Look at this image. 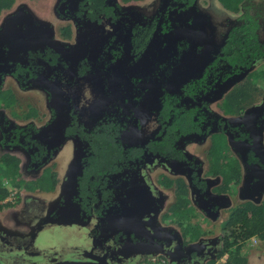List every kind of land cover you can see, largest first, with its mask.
Masks as SVG:
<instances>
[{"label":"flooded vegetation","instance_id":"flooded-vegetation-1","mask_svg":"<svg viewBox=\"0 0 264 264\" xmlns=\"http://www.w3.org/2000/svg\"><path fill=\"white\" fill-rule=\"evenodd\" d=\"M144 1L14 0L11 8L0 12V17L3 18L13 13L8 23L5 24V19L1 22L3 18L0 20V26L5 25L0 28V112H8L10 115H0L1 145L13 148L14 153L15 148L24 151L23 154L26 152L31 169L42 170L38 178L26 181L20 168V176L25 184L21 188L15 187L17 195L13 204L16 205L19 198L25 197L28 200L40 192L34 190V183L45 170H51L56 174L55 190L61 188V183L64 184L62 187L66 186L67 189H64L60 203L47 214V221L38 218L34 222L43 224L41 230L48 225L63 232L70 228L76 229L83 243L79 245L80 252H76L73 261L100 260V264H135L148 257L163 255L175 264H202L210 256L209 251L207 254L202 253L205 250L203 248L207 246L201 242L206 232H203L199 242L185 245L182 230L174 221L165 218L176 199L160 221L165 227L177 229L180 236L177 239L181 240L180 246L174 241H178L177 239L172 240L163 232L149 230L144 223L142 224L140 214L145 208L144 197L149 200L152 196L149 190L142 186L144 181L142 170L146 165L159 159L172 171L186 176V179L165 177L171 180L183 179L190 185L188 198L192 213L187 223L197 227L198 225L193 221L200 213L207 216L214 215L216 208L213 206V201L219 194L217 189L223 185V178L210 176L212 167L203 174L200 163L184 148L195 141L209 140V138L213 147V136L220 133L218 128L209 134L182 143L181 150L199 165V177L204 181L206 188L201 198L195 193L189 176L184 171H175L162 159L155 157L151 162L144 164L136 174L141 182L126 174L121 178L120 175L113 176L106 182L104 189H113L115 193L114 197L108 193L113 198L105 200L108 208L102 202L97 203L92 195L95 189H91L86 180H78L81 171L78 135H65L63 131L70 121H73L72 127L75 126L78 131L81 130L82 125L103 124L120 127L124 124L125 127L132 128V134L150 138L158 129L155 112L159 101H169L177 105L189 101L187 98L171 99V97L180 91L187 92L192 89L191 78L198 73L207 56L224 43L227 34L216 48L209 49L204 55L200 54L199 48H209L213 44L211 40L213 29L210 20L197 12L198 0L190 7L174 0H159L162 7L152 13L153 17L150 21L145 20L150 10L145 14L143 11L137 13L134 8ZM229 25H227V33ZM197 33L200 35L196 36ZM111 86L113 89L121 90L120 93L124 94L125 100L120 99L122 96L115 98V93L112 96L109 92ZM38 90L45 91L49 95L48 102L40 98L37 102L33 99L34 93ZM26 93L28 97H23ZM224 97L204 100L201 105L205 111L215 117L229 120L225 129L232 130L239 125V122L234 121L237 118L226 116L222 111ZM218 101L221 102L220 116L213 114L206 105ZM47 118L49 122L46 123ZM52 120L54 122L57 120L55 127L52 126L53 132L44 130L45 125L53 123ZM132 121L137 125L139 123V127L130 125ZM38 123L43 126L39 127ZM151 123L154 125L152 131L149 130ZM17 130L29 134L15 141ZM105 132L110 139L120 132L124 134L125 130L108 129ZM234 132L238 135V131ZM228 136L231 141L232 136L230 134ZM62 142H74L77 146L75 153L78 157L67 183L64 179L62 181L58 171L55 172L48 164L55 157L53 152L56 144L60 146ZM41 145L46 148L50 157L42 167L35 168L31 154ZM230 146L235 148L232 141ZM211 147L208 156L213 160L210 156ZM13 152L6 154L15 157ZM3 155L5 154L0 156ZM16 158L20 160V157L16 156ZM244 165L243 160V178L244 170L246 171ZM216 179L220 180L219 185ZM160 180L159 185L166 188L161 185ZM166 189L175 190V188ZM89 195L92 197L91 200L86 199ZM1 204L9 203L5 200ZM57 212H61L65 217L64 221H52ZM29 217L31 219L32 216ZM27 228L25 234L33 231L31 227ZM84 230L88 232L87 235L92 241L88 239L87 243L84 242V233H82ZM63 232H60L59 236L63 237L64 242V234H61ZM69 238L77 242L76 236ZM220 239L221 237H219L221 247ZM190 246L196 247L190 248ZM188 247L189 249L186 250ZM209 248L208 246L206 250ZM25 249L26 255L41 259L45 264L57 261L54 255L49 257L47 251L36 252L37 248L33 244L25 245ZM192 249L198 254H192L190 252ZM216 255L214 254L213 259Z\"/></svg>","mask_w":264,"mask_h":264},{"label":"trees","instance_id":"trees-1","mask_svg":"<svg viewBox=\"0 0 264 264\" xmlns=\"http://www.w3.org/2000/svg\"><path fill=\"white\" fill-rule=\"evenodd\" d=\"M174 1L190 7L197 0ZM218 1L227 11L240 16L231 21L224 43L207 56L198 73L191 78L192 89L180 91L171 97L187 98L189 101L179 105L159 101L155 112L158 129L150 138L132 134V128L124 124L120 127L82 125L78 131L75 126L72 127L73 121H70L63 128L65 135H78L81 166L78 180H86L90 188L95 189L92 195L97 203L102 202L108 208L106 201L113 199L114 190L104 189L110 178L117 175L121 178L126 174L141 182L136 174L155 157L162 159L175 171H184L195 193L201 198L206 188L199 177V165L181 150L182 143L209 134L216 128L220 133L213 136L214 145L210 148V156L214 160L210 176H222L223 185L217 189L219 194H236L242 179L243 194L255 185L260 191L264 189V41L261 37L264 0ZM12 3L14 0H0V12L11 8ZM109 92L112 96L115 93V98L122 96L120 99L125 100L121 90L111 86ZM221 97H224L221 106L224 114L237 118L234 121L239 122L232 130L225 129L229 120L215 117L201 105L204 100ZM130 125L139 127V123L137 125L134 121ZM107 128L125 132L109 139L105 132ZM234 131H238V135ZM27 134L26 131L17 130L15 141ZM227 134L232 136L233 146L243 157L246 169L244 178L242 163L234 154ZM31 155L35 168L42 167L50 157L42 145L37 146ZM20 163L18 158L11 155L0 156V211L11 207L10 204H1L10 195L5 182L9 181L18 188L25 184L20 176ZM160 181L166 188H175L176 193V202L165 218L174 221L182 230L185 245L199 242L203 237L202 229L187 223L192 213L188 198L190 185L183 179L171 180L165 176ZM34 184V190L53 192L57 185L56 174L45 170ZM86 199L91 200L92 197L89 195ZM220 232V250L208 264H248L245 250L247 243L254 238L264 242V200L260 203L246 201L232 208ZM225 256L226 261L221 262Z\"/></svg>","mask_w":264,"mask_h":264},{"label":"rangeland","instance_id":"rangeland-1","mask_svg":"<svg viewBox=\"0 0 264 264\" xmlns=\"http://www.w3.org/2000/svg\"><path fill=\"white\" fill-rule=\"evenodd\" d=\"M161 7L162 5H160L159 0H145L144 3H141V5L134 6L137 13L143 11V13L146 14L150 10V12L147 14L148 16L145 17V20L147 21H150L153 17L152 13L155 10L160 9ZM52 8H54V6H52ZM196 10L200 14L206 16L212 23L213 30L211 40L213 44L209 48L202 47L198 49V53L204 55V53L208 52L209 49L212 50L223 42L227 34V25H229L231 21L236 20L240 16V14H235L227 11L225 8H223V6L219 3L218 0H198ZM12 17L13 13H10L6 16V18H3V16H1L0 20L3 18L1 20V22H3L5 19L6 24L11 20ZM57 18L58 16L55 17V19ZM4 26H0V28L2 29ZM199 35V33L196 34V36ZM261 37L264 41V28L261 31ZM26 96L28 97L27 93L24 94L23 97ZM39 98L48 102L49 95L46 94L45 91L43 92L41 90H38V92L34 93L33 99L37 102ZM220 103V101L210 102L206 105L213 114L220 116L222 115V112L219 109ZM1 114H3V116H10L8 112H0V115ZM56 121L54 122V120H52L53 123H51V125H48L49 123L45 125L44 130L53 132L52 126L55 127ZM45 122H49V119L47 118ZM38 125L39 127L43 126V124L41 125L40 123H38ZM153 126V123H151L149 125V130L152 131V128H154ZM63 142L60 146L56 144V148H54L55 151L53 152L55 157L48 164L52 166L55 172L58 171V176L60 174L61 176L59 177L62 179V181L64 179L67 183L71 169L73 168L74 163H76L78 156L75 153L77 152V146L74 142ZM62 147H64L63 150ZM209 147H211L210 138L209 140L207 139L202 141H195L193 144L188 145L186 148H184L189 154H191L195 158L196 161L200 163L203 174L208 172V170H210V168L213 166V160L208 156ZM12 150L13 148L1 145L0 141V155L6 153L10 154L13 152ZM233 151L237 155L240 162L243 164L241 154L235 148H233ZM23 152L21 151V149L19 151V149L15 148V153H13L15 157H20L22 163V165L20 164V168L23 178L26 181H31L38 178L41 175L42 170H32L30 167L31 164L29 163V156L26 154V152L24 154ZM245 174L246 171L244 170V177ZM162 175L171 178L182 177L186 179V176L184 174L172 171L171 168H169L159 159L154 160L153 163H151L150 165H146L142 170V179L144 180L142 186L146 187V189L149 190L148 192L152 195V199L150 198L148 200L147 197H144L143 206L145 208L140 214V218L142 219V224L144 223L146 228H148L149 230L163 232L164 234L172 238V240H174L180 238L177 229L173 227H165L163 224H161L160 221L161 217L167 212L169 207L175 202L176 199L174 189L162 188L159 185V180L161 179ZM216 182L218 185L220 184L219 179H216ZM66 183L65 185H67ZM63 185L64 184L61 183V188H58L57 190L51 193L37 192L36 195H34L28 200L25 197L23 198L24 200L19 198V201L16 205L12 202H9L11 207L5 208L3 210V213H0L1 264H39L38 262H42L43 264H45L43 260L28 256L24 253V250H26L25 245L30 246V244L31 246L33 244L37 248L36 252L47 251V255L49 257L54 255L57 260H55L56 262H53L54 264L74 260L76 252H80L79 245L83 243V241L79 239V237L81 238V235L78 234V231L76 229L70 228L66 232L64 231V233L62 230L55 229L52 226L49 227L48 225L41 230L40 227L43 224H38L37 221L34 222L38 218H41V220L43 219V221L46 220L47 214L50 213V211H53L55 207L60 203L59 201L63 197L64 189H67L66 186H64L65 188H63ZM5 187L8 188L10 191H15V187L9 181L5 182ZM243 187L244 182L240 185L236 194H217L213 201V206L216 208L214 215L207 216L203 213H200L199 216L194 219L193 223L198 225L197 227H200L203 232H206V236L202 238L201 242L207 244V246L203 248L205 250H203L202 253L207 254L208 251L210 253L208 259L204 260L202 264H206L209 260L213 259L214 254H217V252L219 251V237L221 233L220 230L222 228L223 222H225L229 215V211L237 205L246 201L260 203L262 200H264V189L260 191L255 185L252 188H249L246 194H243ZM140 196L143 197L141 194ZM144 210L146 212H144ZM29 216H32L31 219ZM52 219V221L54 222H61L65 220V217L61 215V212H57L56 216ZM71 224H73V226H77L74 223ZM27 227H31L33 231L28 234H25L26 230H28ZM85 231L86 230H84L82 233H84V242L87 243L90 237L87 235L88 232ZM60 232H63L61 234H64L65 243L63 242V237L59 236ZM70 236H76L77 242L71 241L73 238H69ZM177 240L178 241H174L177 245L180 246L181 240ZM90 241L92 240L90 239ZM208 246L210 248L209 250H206ZM193 247L190 246V248ZM187 249H189V247L186 248V250ZM245 250L248 254V264H264L263 241L254 238L247 243V247ZM190 252L192 254H198V252L193 249Z\"/></svg>","mask_w":264,"mask_h":264},{"label":"built area","instance_id":"built-area-1","mask_svg":"<svg viewBox=\"0 0 264 264\" xmlns=\"http://www.w3.org/2000/svg\"><path fill=\"white\" fill-rule=\"evenodd\" d=\"M15 190V189H14ZM10 191V190H9ZM17 195V191H10V195L9 197L6 199V202L9 203V202H12L14 203L15 202V197ZM226 258L227 256H225L221 262H225L226 261ZM135 264H175L173 262H170L168 260V258H166L165 256L163 255H157V256H152V257H148L146 259H143Z\"/></svg>","mask_w":264,"mask_h":264},{"label":"water","instance_id":"water-1","mask_svg":"<svg viewBox=\"0 0 264 264\" xmlns=\"http://www.w3.org/2000/svg\"><path fill=\"white\" fill-rule=\"evenodd\" d=\"M1 264V263H0ZM58 264H100V260H94V261H89V262H85V261H66V262H61Z\"/></svg>","mask_w":264,"mask_h":264},{"label":"bare ground","instance_id":"bare-ground-1","mask_svg":"<svg viewBox=\"0 0 264 264\" xmlns=\"http://www.w3.org/2000/svg\"><path fill=\"white\" fill-rule=\"evenodd\" d=\"M222 260V259H221Z\"/></svg>","mask_w":264,"mask_h":264}]
</instances>
